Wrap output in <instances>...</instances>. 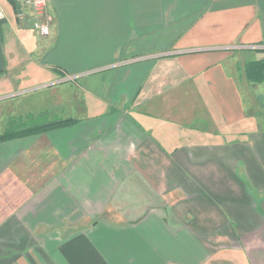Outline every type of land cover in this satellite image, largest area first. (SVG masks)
Returning <instances> with one entry per match:
<instances>
[{
  "label": "crops",
  "instance_id": "0c3cea01",
  "mask_svg": "<svg viewBox=\"0 0 264 264\" xmlns=\"http://www.w3.org/2000/svg\"><path fill=\"white\" fill-rule=\"evenodd\" d=\"M46 1L0 0V134L74 121L0 141V264H264V0Z\"/></svg>",
  "mask_w": 264,
  "mask_h": 264
},
{
  "label": "trees",
  "instance_id": "16d2710c",
  "mask_svg": "<svg viewBox=\"0 0 264 264\" xmlns=\"http://www.w3.org/2000/svg\"><path fill=\"white\" fill-rule=\"evenodd\" d=\"M245 76L248 81L252 83H259L264 79V61L263 60H253L248 61L245 64ZM73 118L58 119L46 124H40L35 126L30 125H19L10 124L6 130L0 134V141L13 138L16 136H21L28 133H36L45 130L46 128L55 127L59 125H65L66 123L73 122Z\"/></svg>",
  "mask_w": 264,
  "mask_h": 264
},
{
  "label": "built area",
  "instance_id": "2783aa9c",
  "mask_svg": "<svg viewBox=\"0 0 264 264\" xmlns=\"http://www.w3.org/2000/svg\"><path fill=\"white\" fill-rule=\"evenodd\" d=\"M15 7L14 13L18 18L23 17L24 8H28L33 13L32 27L39 35L48 34L49 24L43 22L40 17L45 14L47 1L46 0H10ZM4 16L3 9L0 7V18Z\"/></svg>",
  "mask_w": 264,
  "mask_h": 264
},
{
  "label": "rangeland",
  "instance_id": "374dc122",
  "mask_svg": "<svg viewBox=\"0 0 264 264\" xmlns=\"http://www.w3.org/2000/svg\"><path fill=\"white\" fill-rule=\"evenodd\" d=\"M32 96L38 97V95L31 94V95L29 96V98H32ZM3 109H5V107H3ZM1 113H2V110H0V116H1ZM4 114H5V113L3 112V114H2V115H4ZM41 117H42V118H44V114H43V115H41ZM50 122H52V121H50ZM50 122H48V123H50Z\"/></svg>",
  "mask_w": 264,
  "mask_h": 264
}]
</instances>
